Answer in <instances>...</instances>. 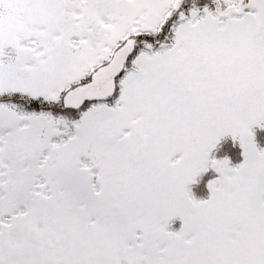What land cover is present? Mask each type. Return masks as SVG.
I'll use <instances>...</instances> for the list:
<instances>
[{
	"label": "snow or ice",
	"instance_id": "6c2138e0",
	"mask_svg": "<svg viewBox=\"0 0 264 264\" xmlns=\"http://www.w3.org/2000/svg\"><path fill=\"white\" fill-rule=\"evenodd\" d=\"M0 264H264V0H0Z\"/></svg>",
	"mask_w": 264,
	"mask_h": 264
}]
</instances>
